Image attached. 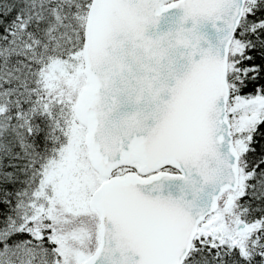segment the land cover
<instances>
[{
	"label": "snow or ice",
	"instance_id": "1",
	"mask_svg": "<svg viewBox=\"0 0 264 264\" xmlns=\"http://www.w3.org/2000/svg\"><path fill=\"white\" fill-rule=\"evenodd\" d=\"M0 264H264V0H0Z\"/></svg>",
	"mask_w": 264,
	"mask_h": 264
}]
</instances>
